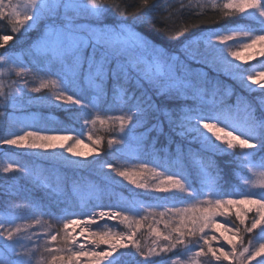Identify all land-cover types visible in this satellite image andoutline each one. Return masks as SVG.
Here are the masks:
<instances>
[{
	"label": "trees",
	"instance_id": "1",
	"mask_svg": "<svg viewBox=\"0 0 264 264\" xmlns=\"http://www.w3.org/2000/svg\"><path fill=\"white\" fill-rule=\"evenodd\" d=\"M98 2L103 19L96 25L116 27L122 23L135 32L152 50L161 71L150 66L154 73L150 82L132 69L115 71L113 59L105 60V75L95 77L101 84L95 98L82 79L71 93L84 106L52 102L53 86H40L46 82L48 72L57 76L64 72L63 65L69 68L71 56L49 60L47 55L35 54L31 46L38 41L46 21L24 35L22 28L13 34L11 24L0 21V66L4 60L10 61L9 73L0 76V141L38 131L77 138L83 141L76 146L81 152H88L95 141L100 142L99 153L83 157L69 153L65 147L42 150L0 143V217L5 215L4 208L11 207L23 218L12 227L21 226L20 236L29 253L33 249L27 240L41 236L33 264H49V249L64 246L63 241L50 242L46 233H62L65 219L84 221L93 217V231L112 229L127 234L130 229L119 220L93 216L109 208L139 215L137 218L147 217L135 239L146 254L156 249L146 257L129 244L110 256L109 264H233L231 259L215 262L197 256L203 241L195 237L163 252L164 243L149 225L168 231L164 222L156 223L160 212L202 204L206 198L235 195L233 198L239 199L240 194L249 191L264 198L259 195L264 191L259 189L264 181L256 185L264 177V56L257 54L260 44L252 51L251 60L246 58L249 50L240 47L255 35L264 34V17L258 10L249 9L224 18L226 0H150L143 9V0ZM232 33L241 35L227 42L215 39ZM4 35L14 38L5 42ZM92 45L81 52L80 79L87 66L93 64L90 59L101 56ZM232 51L240 52L245 59L232 57ZM18 69H23L19 75ZM17 88L19 92L15 93ZM34 88L40 91L31 92ZM21 100L27 104L21 106ZM127 115L131 116L129 124L120 132L116 118ZM97 117L107 122L101 124ZM213 122L249 139L255 147H229L216 140L203 127ZM112 139L121 143L110 146L108 141ZM108 164L117 170L133 171L148 164L165 175H179L188 192L138 189L105 167ZM9 165L13 167L5 172ZM201 169L207 172V181L215 191L204 184ZM142 178L146 183H155L163 176L146 171ZM89 192L93 193L91 198ZM166 220L172 227L179 222L171 211ZM216 220L232 227L235 210ZM75 227L79 231V226ZM206 231L209 237L219 238L212 241L215 248L232 250L222 232L234 240L236 264H241L240 253L245 249L251 253L245 252L243 264H264V254H252L253 241L263 239L260 229L238 237L224 228Z\"/></svg>",
	"mask_w": 264,
	"mask_h": 264
},
{
	"label": "snow or ice",
	"instance_id": "2",
	"mask_svg": "<svg viewBox=\"0 0 264 264\" xmlns=\"http://www.w3.org/2000/svg\"><path fill=\"white\" fill-rule=\"evenodd\" d=\"M39 3L40 10L54 13L56 8L60 6L61 0H26L25 7L28 11L22 10L19 3H13V0H0V7H3V12L0 13V21H8L11 24V32L16 34L21 27L32 18L33 7ZM88 4H96L95 0L88 2ZM150 4V0H143V9ZM65 10V19L67 23L63 27H49L44 33L42 38L37 44L34 45V49L41 55H50L56 59L63 60L66 56H71V64L68 66L69 71L72 73L78 72L81 66V56L79 49L87 43L88 39L114 41L118 39L107 33L89 32L83 34L78 26L71 23L72 17L79 13L81 3L80 0H63L62 4ZM224 12L223 17L234 15V13H242L249 9H256L259 14L264 17V8L261 7V0H226L223 4ZM140 9V10H141ZM140 10L138 12H140ZM136 12V13H138ZM134 15V14H132ZM241 33H232L229 35H220L215 37L220 42H227L233 39ZM243 35H247L243 33ZM14 35H4L5 42L11 41ZM257 44L261 45L258 55L264 56V34L255 35L249 41L240 45L241 48L249 50V55L246 57L248 60L252 59V51L255 50ZM230 55L237 60L245 59L241 56L240 52L232 51ZM3 59V57H0ZM157 72L161 71L159 64L155 65ZM23 69H18L19 75ZM151 71V67L149 68ZM103 67L100 63H95L91 69L89 80L93 87L99 89L101 84L95 79L96 76H101ZM102 78V77H101ZM249 80L252 77H248ZM41 88L47 87V82H44L40 86ZM31 92H39L40 88H34ZM19 92V88L15 93ZM55 100L64 103H80L75 100L73 96L61 92L59 95L53 97ZM96 119H100L97 117ZM131 119L130 115L120 116L116 118V122L119 125V131L122 132L129 124ZM107 121L100 119V123L104 124ZM203 127L207 129L216 140L226 143L229 147H255L249 139H245L231 130L224 128L223 126H217L213 123H204ZM217 129V131H213ZM218 132H223V135H219ZM75 140V143L71 141ZM0 143L7 145H16L26 148H36L42 150L53 149L56 147H65L66 150L76 156L83 157L88 156L91 153H99L100 142L95 141L88 152L77 151V145L82 144L83 141L74 139L70 135H55L47 134L38 131H26L23 135L14 136L12 139H6L0 141ZM121 143L119 140L112 139L108 141L111 146L113 144ZM13 165H9L4 171L7 172ZM105 167L111 169V171L117 172L118 176L128 181L130 184L135 185L138 189L150 190L152 192H188L185 187L184 181L179 175H165L158 172L156 168H149L148 164H141L138 171L130 169L117 170L113 165L108 164ZM204 178V184L213 189V186L207 181V172L201 169ZM146 171H150L155 176H163V179H158L155 183H146L143 180V176ZM259 189L264 190V184ZM212 191H215L213 189ZM12 196V193L8 194ZM89 197L93 193H88ZM264 197V191L259 193ZM235 195H221L219 198L211 199L206 198L202 204H194L184 208H174L172 210H166L159 213L160 220L156 223L164 222V227L168 231H162L159 227L149 225L151 232L156 238L161 239L164 243L161 251L169 252L173 248H177L179 245H183L189 242L190 238H197L203 241L201 246L196 252L197 256L209 257L211 261L221 262L223 260L231 259L233 264L237 261V245L234 240L224 233L221 236L227 241L228 245H231V251H225L224 248H215L212 245V241L218 240L216 235L209 237L206 229L224 228L227 232H231L234 236H239L241 233L253 234L254 230H264V198H257V194L249 191L246 194H240L239 199L233 198ZM129 203H133L129 201ZM235 210V222L232 227L228 226V223L220 224L217 222L216 217H225L230 215ZM175 213L178 217V223L174 227L170 226L166 217L168 212ZM5 215L0 217V264H33L32 257L36 255V249L39 248V242L41 236L37 235L35 240L29 238L27 243L32 246L33 251L30 253L25 248L24 240L20 234L22 228L19 224L12 227L16 221L23 219L15 214V210L11 207L4 208ZM93 216L107 217L108 220H119L128 226L130 231L125 234L123 232H117L112 229L107 231H93L90 227L95 223L93 217H88L84 221L77 219L64 220L62 233L49 232L46 233L50 242L63 241V247L49 249L51 260L49 264H104L110 256L117 252L118 249L127 248L130 244L140 252L142 256L151 255L156 249H151L149 253H144L140 250L139 241L135 239L139 230L142 228V220H146L147 217L137 218L139 215H133L126 211H113L109 208L108 211L101 210L99 213H94ZM7 225V227H6ZM79 226V231L75 226ZM71 228V230H70ZM78 238H82L85 243H80ZM125 241L128 243L126 244ZM167 242H171L170 244ZM103 246V247H101ZM260 248L264 249V243L260 244ZM245 252L251 253L250 249H245L240 253L241 264H243L242 258ZM259 255V252L254 253ZM175 264V262H174Z\"/></svg>",
	"mask_w": 264,
	"mask_h": 264
},
{
	"label": "rangeland",
	"instance_id": "3",
	"mask_svg": "<svg viewBox=\"0 0 264 264\" xmlns=\"http://www.w3.org/2000/svg\"><path fill=\"white\" fill-rule=\"evenodd\" d=\"M13 3H19L22 7V10L28 11L25 7L26 0H13ZM81 7L79 13L72 17L71 23L75 26H78L83 34H87L89 32H100L107 33L113 37H117L118 39L114 41H103V40H92L88 39L87 43L83 45L82 48L79 49V53L81 56V52L86 48L88 44H93V48L100 53V57L96 60L90 59V62H93L92 65H88L82 74V78L79 77V70L76 73H72L69 71V68L64 67V72L61 74L53 75L52 73L45 74V81L52 85L54 91L51 93L50 101L59 102L55 100L53 97L59 95L62 91L66 94L73 96L75 99V95L72 92V89L77 90V81L83 79V83L87 86L91 92H93L94 98L99 94V90L93 87L92 83L89 80V75L91 73V69L95 63H100L103 67L102 74L105 75L106 68L104 66L105 60L110 62L112 59L114 61V70H118L120 68L132 69V71L136 72L140 77L147 78L150 82H153V71H149L150 66L155 67L156 63L154 59V54L152 50L144 44L143 40L133 31H130L126 26L122 23L116 24V27H109L105 25H96L97 21L103 19L102 17V8L100 7L99 2L96 4H88V0H80ZM63 0H61L60 6H58L54 13H50L48 11H41L39 3L33 7L32 18L27 21L21 28L23 29L24 35L26 32L28 33L34 28L39 27V25L46 21L45 26L43 27L41 35L31 48L34 49V45L39 42L44 33L47 31L49 27H63L65 23H67L65 19V10L62 6ZM97 27V28H96ZM99 27V28H98ZM37 56L41 54L35 53ZM49 60H55L56 58L47 55ZM92 57V56H90ZM152 58V59H151ZM60 60V59H56ZM82 60V56H81ZM154 63L152 65L151 63ZM9 59H6L2 62L0 66V76L4 73H9ZM160 65V64H159ZM138 76V77H139ZM76 100V99H75ZM19 104L25 105L26 101H20ZM70 105H77V103H69ZM79 106H84L81 103H78ZM12 106H15V102L12 103ZM264 181V177H262L259 181L256 182L258 185L260 182ZM260 236L263 238L261 240L257 239L253 241L252 245V254L259 252V255L264 254V249L260 248V244L264 243V230L260 229ZM113 260V257L111 258ZM110 259L108 258L104 261V264H109Z\"/></svg>",
	"mask_w": 264,
	"mask_h": 264
},
{
	"label": "clouds",
	"instance_id": "4",
	"mask_svg": "<svg viewBox=\"0 0 264 264\" xmlns=\"http://www.w3.org/2000/svg\"><path fill=\"white\" fill-rule=\"evenodd\" d=\"M88 2H92V0H88ZM95 2L97 3L98 0H95ZM2 12H3V7H0V13H2Z\"/></svg>",
	"mask_w": 264,
	"mask_h": 264
}]
</instances>
